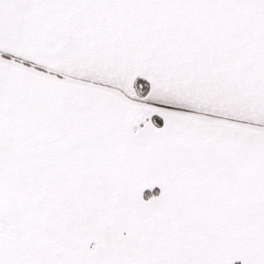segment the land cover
Wrapping results in <instances>:
<instances>
[{
    "label": "snow or ice",
    "instance_id": "1",
    "mask_svg": "<svg viewBox=\"0 0 264 264\" xmlns=\"http://www.w3.org/2000/svg\"><path fill=\"white\" fill-rule=\"evenodd\" d=\"M0 264H264V0H0Z\"/></svg>",
    "mask_w": 264,
    "mask_h": 264
}]
</instances>
